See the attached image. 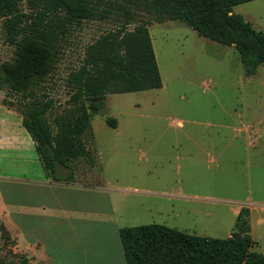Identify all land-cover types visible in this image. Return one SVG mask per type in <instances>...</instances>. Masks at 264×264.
Masks as SVG:
<instances>
[{
	"label": "rangeland",
	"instance_id": "1",
	"mask_svg": "<svg viewBox=\"0 0 264 264\" xmlns=\"http://www.w3.org/2000/svg\"><path fill=\"white\" fill-rule=\"evenodd\" d=\"M104 1L111 5L98 7L108 10L105 18L70 28L52 71L31 88L35 98L51 102L44 119L53 134L78 112L68 74L81 65L87 46L127 19L119 3ZM20 8L27 12L25 3ZM133 12L126 30L146 25L161 87L105 96L82 135L94 165L73 160L74 187L56 195L67 211L107 216L65 222L25 218L19 207L28 204L25 184L9 178L25 177L42 165L31 139L18 141L16 153L0 157V215L12 216H0L4 264H91L121 248L119 228L146 224L223 239L238 233L241 211L255 242L251 251L264 256V64L246 76L233 47L199 37L182 22L157 24L149 13ZM232 12L264 33V0L236 5ZM13 52L0 19V64ZM25 111L21 95L0 87L1 152ZM107 117L116 120L115 128L106 125ZM53 195L41 197L51 204ZM6 228L17 238L18 251Z\"/></svg>",
	"mask_w": 264,
	"mask_h": 264
},
{
	"label": "trees",
	"instance_id": "2",
	"mask_svg": "<svg viewBox=\"0 0 264 264\" xmlns=\"http://www.w3.org/2000/svg\"><path fill=\"white\" fill-rule=\"evenodd\" d=\"M114 1V0H113ZM125 23L86 47L81 65L70 72L71 98L79 105L71 122L61 124L53 134L44 116L50 101L34 97L31 88L52 71L61 42L70 28L82 21L102 20L111 6L104 0H0V19L6 39L13 44V58L0 64V87L25 99L21 125L34 144V151L47 177L56 178L58 167L69 170L71 162L82 159L93 167L94 159L84 147L82 135L92 115L99 113L108 94L147 91L161 87L160 75L146 25H126L135 10L145 11L160 24L179 21L199 37L233 47L246 76L264 64V33L253 29L234 6L254 0H121ZM27 12L21 11L24 4ZM114 6V4H113ZM115 8V6H114ZM88 102L83 106V102ZM110 128L117 126L111 117ZM243 211L236 217V234L219 239L187 234L176 229L146 224L119 229L126 264H264V256L251 251ZM0 264H4L0 261Z\"/></svg>",
	"mask_w": 264,
	"mask_h": 264
},
{
	"label": "crops",
	"instance_id": "3",
	"mask_svg": "<svg viewBox=\"0 0 264 264\" xmlns=\"http://www.w3.org/2000/svg\"><path fill=\"white\" fill-rule=\"evenodd\" d=\"M12 125L14 127L13 132H14L15 137L12 141H9V144L7 146L3 148L4 151L2 152L0 151V157L4 156V153H10V152L16 153L18 151V146H17L18 141L22 140L25 143H28V139H30L25 129L23 127L19 128L20 126H22L21 124L19 123L17 124L14 122ZM30 143H32L33 148H34V144L32 140ZM71 171H72V178L70 179V182L66 181V179H68L69 177L68 176L69 170L63 167H58L56 169L55 175L58 180H53L52 178L47 177L43 168H41L40 170L39 169L35 170L32 173L31 172L26 173L25 177L15 176V177L9 178L11 180L19 181L25 184V194L28 197V204L19 206L20 209L22 210V213L25 212V218H42V219L51 218L55 221L65 222V221H68L67 219H70V218H98L99 216H103L105 214L103 212H95L94 210H89V209H87L86 211H81V209H72V210L67 211L63 206L58 205L57 198H56L57 191L63 190L64 187L66 186L68 188L71 186L72 188L74 187L73 174H74V171L76 170L73 167H71ZM61 172H63V174ZM63 183H66V184H63ZM51 192L54 194L53 203L51 204L45 203L41 196L43 194H52ZM105 215L107 216V214ZM0 216L3 218L12 217L8 215V213L6 214L5 212L1 213ZM110 221L112 220L110 219ZM119 229H118V237H119ZM6 230L8 231L7 228ZM9 236H10V239L16 242L15 248L17 249L16 251H18L17 238L14 235L10 234V232H9ZM26 261L29 264L31 263L28 260ZM92 261L93 262L91 264H126L124 255H123L122 246L121 248L118 247L117 249L112 250L111 253L106 258L93 259Z\"/></svg>",
	"mask_w": 264,
	"mask_h": 264
}]
</instances>
